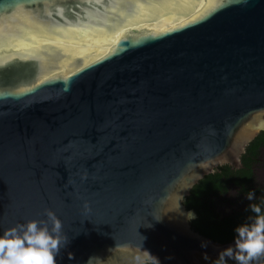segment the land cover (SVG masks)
<instances>
[{"label": "water", "instance_id": "water-1", "mask_svg": "<svg viewBox=\"0 0 264 264\" xmlns=\"http://www.w3.org/2000/svg\"><path fill=\"white\" fill-rule=\"evenodd\" d=\"M262 131L264 0H0V235L52 210L57 264H214L184 201Z\"/></svg>", "mask_w": 264, "mask_h": 264}, {"label": "clouds", "instance_id": "clouds-1", "mask_svg": "<svg viewBox=\"0 0 264 264\" xmlns=\"http://www.w3.org/2000/svg\"><path fill=\"white\" fill-rule=\"evenodd\" d=\"M254 198L255 192L250 191L247 199ZM250 207L254 212H261L258 205ZM44 216L47 219L18 223L0 235V264H57L56 256L70 241L62 231V221L52 210L45 209ZM186 218L191 221L197 216L194 211H188ZM236 231L239 238L235 249H223L214 264H227L225 257L234 258L238 264H251L254 259L264 255V216H259L253 227L239 226ZM143 238L144 241L146 237ZM208 243L207 240H202L201 247L206 248ZM137 259L139 264H162L160 258L147 249L142 250V255ZM100 260L98 256H90L86 264H100Z\"/></svg>", "mask_w": 264, "mask_h": 264}, {"label": "trees", "instance_id": "trees-1", "mask_svg": "<svg viewBox=\"0 0 264 264\" xmlns=\"http://www.w3.org/2000/svg\"><path fill=\"white\" fill-rule=\"evenodd\" d=\"M253 144L251 142L242 155L244 168L232 169L228 165L216 168L213 174L205 176L192 188L190 195L184 201L186 208L194 211L197 216L191 224L196 226L201 235L207 236L215 242L227 243L238 238L236 229L239 226L251 228L256 224L259 216H264L262 209L260 213H257L248 208L247 212L250 211V213L246 216L236 211L232 214H220L217 210L220 196L226 194L229 191L228 186L233 183V170H238L236 172H239L238 174L243 179L244 182L241 183V186L247 187L248 182L251 180L249 165L246 164L244 157ZM223 178H226V180L222 181ZM217 223L223 224V227H218ZM253 261H255L254 264H264V257H258ZM226 262L227 264H238V262Z\"/></svg>", "mask_w": 264, "mask_h": 264}, {"label": "flooded vegetation", "instance_id": "flooded-vegetation-1", "mask_svg": "<svg viewBox=\"0 0 264 264\" xmlns=\"http://www.w3.org/2000/svg\"><path fill=\"white\" fill-rule=\"evenodd\" d=\"M252 143L254 144L250 146L248 153H246V156L244 157L246 164L249 165L248 169L251 175V180L248 182V185L250 186H241V183L244 181L240 177V174H238L239 172H236L238 170H233V183L228 186L229 191L220 196L219 204L217 206V210L220 214H232L236 211L240 212L243 216H246L250 213V211L247 212L248 208L252 210L250 205L253 204L258 205L264 212V131L260 132ZM225 180L226 178L222 179V181ZM250 191L255 192V198L252 200L247 199ZM191 226L196 232H199L195 225L193 226L191 224ZM217 226L223 227V224L217 223ZM254 262L255 261H252L251 263L254 264Z\"/></svg>", "mask_w": 264, "mask_h": 264}]
</instances>
